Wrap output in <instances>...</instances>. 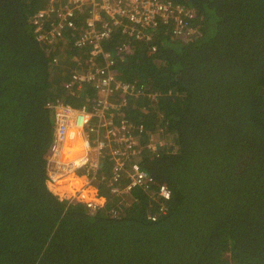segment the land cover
I'll return each instance as SVG.
<instances>
[{
  "label": "trees",
  "instance_id": "trees-1",
  "mask_svg": "<svg viewBox=\"0 0 264 264\" xmlns=\"http://www.w3.org/2000/svg\"><path fill=\"white\" fill-rule=\"evenodd\" d=\"M175 1L196 9V31L158 25L112 66L138 89L119 116L144 125L142 145L166 141L137 159L154 182L115 183L95 210L54 193L45 168L50 104L93 101V85L63 86L67 32L37 40L45 0H0V264H264V0Z\"/></svg>",
  "mask_w": 264,
  "mask_h": 264
},
{
  "label": "built area",
  "instance_id": "built-area-1",
  "mask_svg": "<svg viewBox=\"0 0 264 264\" xmlns=\"http://www.w3.org/2000/svg\"><path fill=\"white\" fill-rule=\"evenodd\" d=\"M45 1L47 4L35 13L33 31L37 40L57 43L67 32L66 39L73 41L76 55L73 53L74 65L63 86L72 94L86 83L94 89L93 101L73 105L57 99L50 104L54 119L45 162L47 182L54 185L79 168L86 174V182L66 199L84 202L97 210L103 202L89 196L92 191H85L89 186L112 192L114 184L119 183L116 186L120 192L130 194L134 187L148 190L154 182L137 159L143 148L155 149L157 143L151 139L142 145L144 125L118 114L127 103V95H137L138 89L116 76L112 67L115 59L130 52L133 40L149 39L158 25L167 26L183 39L191 36L196 31L197 11L175 0ZM118 27L125 39L118 41L114 53H110L102 43ZM54 62L58 63V58ZM106 158L111 161L108 167L104 165ZM122 179H126L124 183ZM157 193L166 199L170 196L164 183L158 186Z\"/></svg>",
  "mask_w": 264,
  "mask_h": 264
},
{
  "label": "crops",
  "instance_id": "crops-1",
  "mask_svg": "<svg viewBox=\"0 0 264 264\" xmlns=\"http://www.w3.org/2000/svg\"><path fill=\"white\" fill-rule=\"evenodd\" d=\"M86 182V174L80 171L79 168L71 171L61 179L57 180L54 185H50L48 183L49 188L59 195L61 198H67L71 192L74 190L80 188L84 183ZM60 189L59 191H56V189ZM103 190H100L97 186H89L85 191L88 192L89 196L93 195L96 199H98L100 202H104L106 199V188H102ZM64 193V194H62ZM93 197V198H94Z\"/></svg>",
  "mask_w": 264,
  "mask_h": 264
},
{
  "label": "rangeland",
  "instance_id": "rangeland-1",
  "mask_svg": "<svg viewBox=\"0 0 264 264\" xmlns=\"http://www.w3.org/2000/svg\"><path fill=\"white\" fill-rule=\"evenodd\" d=\"M131 47H132V44H131ZM131 49H132V48H131ZM74 55H76V54H74ZM80 56H82V53H81ZM72 60H73V59H72ZM73 65H74V62H73ZM73 65L70 66V67L72 68ZM69 69H70V68H69ZM151 136H152V134H151ZM152 137H153V138H152L153 141L157 143V144H156V147L159 146V145H161V144H164V143L166 142V141H163L162 136H160V133H159L158 131L154 132V134H153ZM167 142L169 143V141H167ZM151 144H153V142H151Z\"/></svg>",
  "mask_w": 264,
  "mask_h": 264
},
{
  "label": "clouds",
  "instance_id": "clouds-1",
  "mask_svg": "<svg viewBox=\"0 0 264 264\" xmlns=\"http://www.w3.org/2000/svg\"><path fill=\"white\" fill-rule=\"evenodd\" d=\"M152 37V35L150 36V38ZM134 41V40H133ZM53 119H54V117H53ZM48 183V182H47ZM100 190H103L102 188H100ZM108 193H109V191L106 189V194H107V196H108ZM107 196H106V199H105V201L103 202V204L106 202V200H107ZM103 206V205H102ZM102 206L100 207V208H98V209H101L102 208ZM97 209V210H98Z\"/></svg>",
  "mask_w": 264,
  "mask_h": 264
}]
</instances>
